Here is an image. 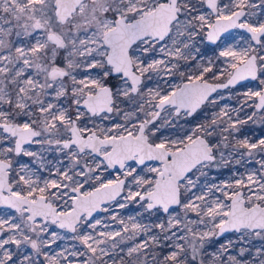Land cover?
<instances>
[{"label": "snow or ice", "instance_id": "1", "mask_svg": "<svg viewBox=\"0 0 264 264\" xmlns=\"http://www.w3.org/2000/svg\"><path fill=\"white\" fill-rule=\"evenodd\" d=\"M250 121L264 0H0V264H264Z\"/></svg>", "mask_w": 264, "mask_h": 264}, {"label": "rangeland", "instance_id": "2", "mask_svg": "<svg viewBox=\"0 0 264 264\" xmlns=\"http://www.w3.org/2000/svg\"><path fill=\"white\" fill-rule=\"evenodd\" d=\"M238 34V33H237ZM206 51L208 52V55L209 56H214L215 53L213 52V49L211 47H209L208 49H206ZM255 87V84L252 85L251 88H254ZM237 89H240L241 92L243 90H246L247 87H242V86H239L237 87ZM237 89H231V90H224L225 94H227L229 91L231 92H236ZM241 98L239 96H236V97H233L231 98L230 100L229 99H226L225 101H222V103H228L230 104L231 106H236L237 104V100ZM248 112H251L252 110L251 109H247ZM244 113H241V115H243ZM259 124H253L251 121L247 124V125H244L243 126V133L242 134H251L253 135V138L255 137H258L260 135H264V130H260L259 128ZM32 148L35 150L37 148H39L38 145H33ZM47 159L48 160H51L53 159V155L52 154H47ZM17 160L20 162V163H35L32 158L30 157H18ZM235 167H239V166H235ZM250 169L252 167H254V165H249L248 166ZM244 169L241 167L240 168V172H243ZM234 178V174L231 172V169H223L219 176L216 177V179L218 180H230V179H233ZM121 212V215L123 216H128V215H138V206L133 202L129 205L128 208L126 209H122V210H119ZM108 214L104 213V214H98L97 215V218H104V217H107ZM108 223H114L112 221H106ZM116 227H119V225H116ZM228 238V235L225 236L224 238H221L222 241L226 240ZM217 243H220V241H217ZM213 247H215V245H213ZM53 248L55 249L56 248V245H53Z\"/></svg>", "mask_w": 264, "mask_h": 264}, {"label": "built area", "instance_id": "3", "mask_svg": "<svg viewBox=\"0 0 264 264\" xmlns=\"http://www.w3.org/2000/svg\"><path fill=\"white\" fill-rule=\"evenodd\" d=\"M253 84H255V82H248V83H246L245 85H243L242 87L251 88ZM31 166H32L33 168L38 167V165H37L36 163H32Z\"/></svg>", "mask_w": 264, "mask_h": 264}, {"label": "water", "instance_id": "4", "mask_svg": "<svg viewBox=\"0 0 264 264\" xmlns=\"http://www.w3.org/2000/svg\"><path fill=\"white\" fill-rule=\"evenodd\" d=\"M246 83H248V82H243L241 85H237V87L242 86V85H244V84H246ZM225 90H227V89H225ZM223 91H224V90H223ZM98 214H100V213H98ZM98 214H97V215H98ZM227 235H229V234H226V236H227ZM222 238H224V237H222Z\"/></svg>", "mask_w": 264, "mask_h": 264}, {"label": "trees", "instance_id": "5", "mask_svg": "<svg viewBox=\"0 0 264 264\" xmlns=\"http://www.w3.org/2000/svg\"><path fill=\"white\" fill-rule=\"evenodd\" d=\"M259 128H260V130H264V126L260 125Z\"/></svg>", "mask_w": 264, "mask_h": 264}]
</instances>
